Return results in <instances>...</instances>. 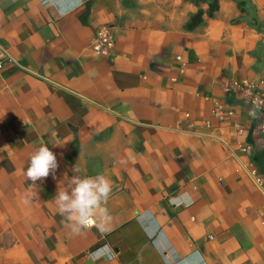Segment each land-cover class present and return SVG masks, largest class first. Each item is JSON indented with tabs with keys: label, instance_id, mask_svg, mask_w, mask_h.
Listing matches in <instances>:
<instances>
[{
	"label": "crops",
	"instance_id": "crops-1",
	"mask_svg": "<svg viewBox=\"0 0 264 264\" xmlns=\"http://www.w3.org/2000/svg\"><path fill=\"white\" fill-rule=\"evenodd\" d=\"M218 1L0 0V264H264V119L234 85L264 89V0ZM74 167L113 185L103 232L58 213Z\"/></svg>",
	"mask_w": 264,
	"mask_h": 264
},
{
	"label": "clouds",
	"instance_id": "clouds-1",
	"mask_svg": "<svg viewBox=\"0 0 264 264\" xmlns=\"http://www.w3.org/2000/svg\"><path fill=\"white\" fill-rule=\"evenodd\" d=\"M56 155L48 148L46 144H41L29 156L28 166L25 176L30 189L31 196H37V181L43 182L51 174L55 179V172L58 168ZM74 175L70 178L67 173L64 174V180L58 184L57 195L54 203L58 213L67 222V227L73 235H83L89 228L90 222H95L96 226L103 232L107 222L110 219L106 207L107 200L113 191L111 181L103 174L95 176H81L78 173L80 169H72ZM28 200H25L27 203ZM172 203L176 206L181 204L189 206L193 200L188 193L172 198ZM92 259L108 257L114 258L111 249L106 247L98 253L90 254Z\"/></svg>",
	"mask_w": 264,
	"mask_h": 264
},
{
	"label": "built area",
	"instance_id": "built-area-1",
	"mask_svg": "<svg viewBox=\"0 0 264 264\" xmlns=\"http://www.w3.org/2000/svg\"><path fill=\"white\" fill-rule=\"evenodd\" d=\"M90 47L95 54L108 55L113 48V39L111 36V29L108 26H103L96 32L95 36L90 39ZM0 56L7 58L4 49L0 47ZM2 62L0 61V68ZM235 87L242 89L249 97L251 106L262 115L264 119V89L254 88L244 83L234 84ZM260 129L264 132V120H261ZM255 182L260 184V180L255 172H251Z\"/></svg>",
	"mask_w": 264,
	"mask_h": 264
},
{
	"label": "trees",
	"instance_id": "trees-1",
	"mask_svg": "<svg viewBox=\"0 0 264 264\" xmlns=\"http://www.w3.org/2000/svg\"><path fill=\"white\" fill-rule=\"evenodd\" d=\"M218 2V0H209V16H213L214 12L217 10Z\"/></svg>",
	"mask_w": 264,
	"mask_h": 264
}]
</instances>
